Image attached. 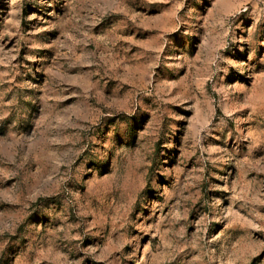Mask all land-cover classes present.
<instances>
[{
    "label": "rangeland",
    "instance_id": "obj_1",
    "mask_svg": "<svg viewBox=\"0 0 264 264\" xmlns=\"http://www.w3.org/2000/svg\"><path fill=\"white\" fill-rule=\"evenodd\" d=\"M0 264H264V0H0Z\"/></svg>",
    "mask_w": 264,
    "mask_h": 264
}]
</instances>
